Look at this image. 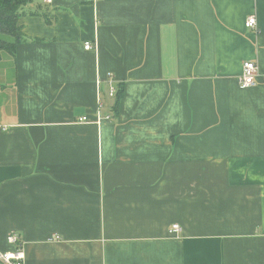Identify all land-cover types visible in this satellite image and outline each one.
<instances>
[{
	"label": "crops",
	"instance_id": "obj_1",
	"mask_svg": "<svg viewBox=\"0 0 264 264\" xmlns=\"http://www.w3.org/2000/svg\"><path fill=\"white\" fill-rule=\"evenodd\" d=\"M25 8L0 58V251L14 231L24 264H264V0Z\"/></svg>",
	"mask_w": 264,
	"mask_h": 264
},
{
	"label": "trees",
	"instance_id": "obj_2",
	"mask_svg": "<svg viewBox=\"0 0 264 264\" xmlns=\"http://www.w3.org/2000/svg\"><path fill=\"white\" fill-rule=\"evenodd\" d=\"M32 0H0V58L3 52L15 54L16 45L23 39L19 17L24 14L25 7ZM34 10V13L43 14L45 21L54 23V15L48 9ZM122 85L118 86L116 93V110L123 95Z\"/></svg>",
	"mask_w": 264,
	"mask_h": 264
},
{
	"label": "built area",
	"instance_id": "obj_3",
	"mask_svg": "<svg viewBox=\"0 0 264 264\" xmlns=\"http://www.w3.org/2000/svg\"><path fill=\"white\" fill-rule=\"evenodd\" d=\"M47 3H52L53 0H44ZM257 19L255 15H250L245 21V26L247 28H254L256 26ZM92 43L87 41L84 45L85 49L92 48ZM242 76L240 78V86L245 89L251 87L256 83L257 76L259 75L258 66L255 61L246 60L242 66ZM117 88L114 84L110 86L109 95L114 97L117 93ZM85 119V118H83ZM182 226L178 224H173L169 232L172 235L179 236ZM8 242L15 245V249L7 252L0 251V264H24L26 258V252L24 251V241L17 235L16 232H10L7 235Z\"/></svg>",
	"mask_w": 264,
	"mask_h": 264
}]
</instances>
